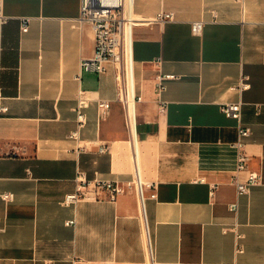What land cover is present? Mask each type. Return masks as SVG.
Returning <instances> with one entry per match:
<instances>
[{
  "label": "crops",
  "instance_id": "0c3cea01",
  "mask_svg": "<svg viewBox=\"0 0 264 264\" xmlns=\"http://www.w3.org/2000/svg\"><path fill=\"white\" fill-rule=\"evenodd\" d=\"M0 6V195L14 194L0 196V264H264V0H127L129 51L102 73L81 65L95 50L81 0ZM160 73L177 77L158 94ZM237 101L261 175L244 194L238 121L222 110ZM79 171L123 191L66 205Z\"/></svg>",
  "mask_w": 264,
  "mask_h": 264
},
{
  "label": "built area",
  "instance_id": "2783aa9c",
  "mask_svg": "<svg viewBox=\"0 0 264 264\" xmlns=\"http://www.w3.org/2000/svg\"><path fill=\"white\" fill-rule=\"evenodd\" d=\"M127 0H81V19L88 21L92 24L95 31V50L94 54L90 58L82 60V68L87 70H94L98 73H102L106 70V64L113 62L119 65L121 68L125 59L126 53V36L127 26L129 25V19L125 15ZM173 14L171 12H160L157 18L161 21L172 19ZM0 19L3 20L2 8L0 6ZM27 19L22 20V30L26 31L28 28ZM203 29V21H193L192 31L194 34H201ZM177 75L174 73L158 74L156 77V91L161 94L166 88V81L168 79H174ZM250 87V83L247 80H242L239 88L245 89ZM140 99V97H138ZM165 102L161 101V109H165ZM86 100L79 98L76 108L77 125L76 128L69 133V138L76 141L78 144L81 142V129L84 127L87 121L86 113ZM99 107L102 109V113L105 114L110 107V102L101 101ZM8 110L6 105L0 103V119L2 113ZM226 116L234 118L238 121V140L235 142V146L238 149L237 155V169L238 171L247 172V178L244 181L236 180V191L238 194L248 193L250 187L261 181V175L255 170H251L248 167L247 155L244 152V138L250 135L251 129L249 126L242 123V102H228L222 107ZM86 145H79L77 151L85 149ZM103 150V147H101ZM200 180H204L201 178ZM76 187L75 191L65 195L63 200L64 204H74L82 199L100 197L101 193L105 190L109 191V198L115 200L117 195L122 193L123 189L111 181L95 180L89 181L84 172L79 171L75 178ZM216 185L211 186L210 194L214 195ZM1 198L5 201H12L14 194L10 192L2 193ZM154 196V194H153ZM231 208L236 211L238 204L232 203ZM67 225L75 224V219L66 221ZM238 250L241 251L242 247L238 243Z\"/></svg>",
  "mask_w": 264,
  "mask_h": 264
},
{
  "label": "bare ground",
  "instance_id": "6f19581e",
  "mask_svg": "<svg viewBox=\"0 0 264 264\" xmlns=\"http://www.w3.org/2000/svg\"><path fill=\"white\" fill-rule=\"evenodd\" d=\"M130 38H131V29H130V23L127 26V36H126V51H129L130 47Z\"/></svg>",
  "mask_w": 264,
  "mask_h": 264
}]
</instances>
